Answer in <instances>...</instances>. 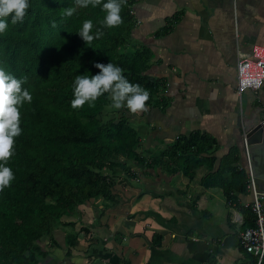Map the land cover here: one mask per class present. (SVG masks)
I'll list each match as a JSON object with an SVG mask.
<instances>
[{
	"label": "trees",
	"instance_id": "trees-1",
	"mask_svg": "<svg viewBox=\"0 0 264 264\" xmlns=\"http://www.w3.org/2000/svg\"><path fill=\"white\" fill-rule=\"evenodd\" d=\"M133 2L127 0L122 7L124 22L104 28V36L91 45L78 32L86 19L93 21L95 32L106 13L101 6H89L65 17L63 9L74 6V0H29L24 21L12 25L9 19L8 30L0 34V67L17 78L27 76L23 87L32 95V102L20 109L23 131L15 138V154L7 165L15 179L0 192V264H41L51 249L60 248L53 231L63 228L68 230H63L60 263L73 264L68 258L78 244V234L88 231L84 225L69 230L75 224L72 217L80 214L77 206L89 203L101 213L117 205L120 198L112 192L113 186L123 176L136 177L134 166L144 173L158 167L167 175L180 174L201 188L218 187L229 202L245 191V173L238 168L240 151L235 145L214 170L216 140L197 130L177 136L145 158L139 131L130 123L132 113L127 108L110 109L107 93L94 107L87 103L80 109L71 107L75 76L96 75L99 69L93 65L109 62L121 67L130 83L149 91L147 106L155 104L160 85L146 73L148 50L132 37ZM101 113L107 116L100 117ZM245 209V224L252 226L253 213L248 205ZM93 255L94 251L89 260ZM97 258L87 264H109ZM116 263L128 264L120 257Z\"/></svg>",
	"mask_w": 264,
	"mask_h": 264
},
{
	"label": "crops",
	"instance_id": "crops-1",
	"mask_svg": "<svg viewBox=\"0 0 264 264\" xmlns=\"http://www.w3.org/2000/svg\"><path fill=\"white\" fill-rule=\"evenodd\" d=\"M131 10L132 37L148 50L146 73L160 85L155 104L132 113L141 155L197 130L216 140L212 170L233 145L241 164L242 119L264 105V82L256 91L238 93L235 58L254 44L264 46V0H139ZM133 168L136 177L123 176L113 186L117 205L101 213L89 203L78 205L77 218L87 214L81 225L88 231L79 232L68 262L87 264L98 257L115 264L120 257L128 264L252 263L238 238L247 226L249 192L236 193L229 202L218 187L201 188L158 167L149 173ZM53 235L62 249H51L46 262L61 264L64 231L55 229Z\"/></svg>",
	"mask_w": 264,
	"mask_h": 264
},
{
	"label": "clouds",
	"instance_id": "clouds-1",
	"mask_svg": "<svg viewBox=\"0 0 264 264\" xmlns=\"http://www.w3.org/2000/svg\"><path fill=\"white\" fill-rule=\"evenodd\" d=\"M135 1V0H134ZM127 4V0H74V6L63 9L65 17H72L77 8H96L101 6L106 13L99 22V27H95L91 19L84 20L78 35L82 40L91 45L94 40H99L104 36V28H115L124 21L121 17L122 7ZM29 0H0V34L6 33L9 28V19L12 25L22 23L30 8ZM55 21L52 27H56ZM99 69L96 75H76L73 82V99L71 107L80 109L86 103L89 107H94L97 99L104 94H108L111 100L110 109L119 110L127 108L133 114L147 112V101L150 93L139 84L130 83L125 77L124 70L109 62L107 64L95 63L93 65ZM28 77H15L0 67V192L11 186L15 179L14 173L8 163L15 154V138L22 134L21 111L26 104L32 102L30 91L23 87L27 83ZM260 256L257 264H264V251L256 249Z\"/></svg>",
	"mask_w": 264,
	"mask_h": 264
},
{
	"label": "built area",
	"instance_id": "built-area-1",
	"mask_svg": "<svg viewBox=\"0 0 264 264\" xmlns=\"http://www.w3.org/2000/svg\"><path fill=\"white\" fill-rule=\"evenodd\" d=\"M139 1V0H135ZM132 12V10H131ZM264 82V46L254 44L247 54H237L235 58V89L238 93L244 90L256 91ZM243 162L238 168L245 173V191L250 193L247 204L253 213V225L246 226L239 234V242L244 252L255 257L254 264L261 259L256 249L264 251V190L257 187L252 174L250 158L244 131L240 136Z\"/></svg>",
	"mask_w": 264,
	"mask_h": 264
},
{
	"label": "water",
	"instance_id": "water-1",
	"mask_svg": "<svg viewBox=\"0 0 264 264\" xmlns=\"http://www.w3.org/2000/svg\"><path fill=\"white\" fill-rule=\"evenodd\" d=\"M242 126L252 174L259 188L264 185V105L252 107L243 117Z\"/></svg>",
	"mask_w": 264,
	"mask_h": 264
},
{
	"label": "rangeland",
	"instance_id": "rangeland-1",
	"mask_svg": "<svg viewBox=\"0 0 264 264\" xmlns=\"http://www.w3.org/2000/svg\"><path fill=\"white\" fill-rule=\"evenodd\" d=\"M103 117V116H107V115H105V114H103V113H101L100 114V117ZM130 123L132 124V125H134V119H133V117L130 119ZM139 135H141L140 133H138ZM157 168V167H156ZM160 171H163V172H166V171H164L163 169H160ZM135 172V171H134ZM136 173V172H135ZM169 176H171V175H169ZM77 208H78V206H77ZM73 216V215H72ZM86 216H87V214H86ZM86 216L84 217V218H77V215L76 216H73L72 217V219H74L75 220V224H74V227L73 228H69V230H72V229H77L78 228V224H80L81 225V223H82V220H85V218H86ZM63 230H68L67 228H63ZM116 237H117V235H115ZM81 245H84V244H81ZM61 248V247H60ZM62 249V248H61ZM63 252H64V248H63ZM45 262H46V260H44ZM41 262V264H43V263H45V262ZM46 263H48V262H46ZM40 264V263H39Z\"/></svg>",
	"mask_w": 264,
	"mask_h": 264
}]
</instances>
